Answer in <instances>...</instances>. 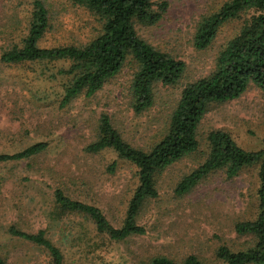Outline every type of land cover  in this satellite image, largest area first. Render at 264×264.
Masks as SVG:
<instances>
[{
  "label": "rangeland",
  "instance_id": "374dc122",
  "mask_svg": "<svg viewBox=\"0 0 264 264\" xmlns=\"http://www.w3.org/2000/svg\"><path fill=\"white\" fill-rule=\"evenodd\" d=\"M33 0H0V153H14L38 141L44 151L0 164V256L7 264H51L48 251L9 234V227L45 236L56 245L63 264H148L155 256L180 263L187 255L204 264H221L220 246L231 250L251 244L234 225L257 213V167H245L228 178L217 170L189 192L178 195V181L200 165L208 153L207 134L227 131L246 150L261 147L264 138V92L250 84L238 98L213 102L197 127L198 149L174 162L156 177L157 196L143 201L136 222L144 233L111 240L95 229L90 218L65 213L56 216L54 191L99 207L109 222L121 226L137 185L136 168L112 149L96 153L85 146L97 137L100 114L134 147L147 149L166 131L169 115L183 87L210 74L224 43L241 24L224 23L205 49L193 36L202 17L216 12L228 0L165 1L167 8L153 25L135 23L137 34L156 49L185 63L175 85H154V104L136 113L129 85L134 72L128 61L95 94H80L62 105L63 86L70 75L68 60L6 63L4 50L20 45L27 32ZM49 11V28L41 47L80 46L94 38L99 24L86 8L70 0H42ZM156 8V5L154 6Z\"/></svg>",
  "mask_w": 264,
  "mask_h": 264
},
{
  "label": "trees",
  "instance_id": "16d2710c",
  "mask_svg": "<svg viewBox=\"0 0 264 264\" xmlns=\"http://www.w3.org/2000/svg\"><path fill=\"white\" fill-rule=\"evenodd\" d=\"M86 8L99 24L97 35L83 45L41 47L39 41L49 28V11L42 0H33L27 32L21 44H13L3 51L1 60L20 63L34 60H68L64 72L70 75L63 86L62 105L80 94L90 97L104 83L133 62L134 72L129 85L131 107L141 113L154 104V85H175L182 77L185 63L156 49L142 39L135 23L153 25L167 8L161 1L152 0H70ZM156 5V8L154 7ZM239 18L238 31L218 51L213 71L207 76L187 83L171 114L163 136L147 149L126 142L113 127L106 113L100 114L97 137L85 146V151L96 153L112 149L116 155L136 168L137 185L128 202L119 227L113 226L102 210L94 205L69 198L60 189L54 191L56 216L65 213L82 214L91 219L96 231L111 240H123L130 235L143 234L136 215L143 201L157 196L156 177L167 167L198 149L197 127L207 107L213 102L238 98L252 84L264 92V0H228L216 12L198 22L193 36L194 46L205 49L214 40L219 28ZM208 153L204 161L175 186V193L189 192L201 179L212 172L223 170L232 178L245 167H257V213L252 220L239 221L234 231L248 237L251 244L231 250L220 246L216 257L221 264H264V138L261 147L246 150L222 129L207 134ZM42 141L28 145L14 153H0V164L18 161L44 151ZM9 234L44 247L51 264H63L60 249L45 236L44 230L28 233L13 226ZM0 264H7L0 256ZM148 264H204L197 256L187 255L180 263L167 256H155Z\"/></svg>",
  "mask_w": 264,
  "mask_h": 264
}]
</instances>
